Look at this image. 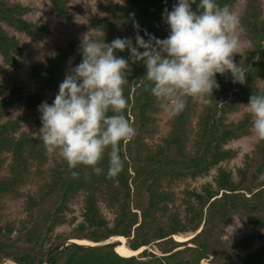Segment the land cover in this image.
<instances>
[{
  "label": "trees",
  "instance_id": "16d2710c",
  "mask_svg": "<svg viewBox=\"0 0 264 264\" xmlns=\"http://www.w3.org/2000/svg\"><path fill=\"white\" fill-rule=\"evenodd\" d=\"M129 6L105 2L110 17L118 19L133 31V43L138 33L164 39L169 27L160 15L177 0H124ZM237 0H217L223 7L233 8ZM50 7L66 17L70 0H48ZM197 3L192 9L197 10ZM26 8L18 3L0 0V22L32 35L34 30H48V25L32 22L24 17ZM240 26L246 37L241 53L234 61L243 70L241 82H234L230 74H217L218 89L213 90L210 103L203 104L189 98L185 109L171 116L170 128L159 143L150 146L146 139L156 131L154 114L161 104L151 94L152 82L146 78V67L129 60L124 96L128 101L127 119L136 129L129 142L121 144L123 171L114 178H106L107 152L100 162L104 172L96 175L88 166L70 170L58 155L48 171V178L38 191L28 194L24 202L25 215L17 223L0 224V262L15 264H201L200 261L216 254V237L232 215L246 224L264 228V140L258 139L250 154L233 171L222 166L233 157L226 145L248 135L252 128L251 116L244 113L237 120L229 115L249 102L253 94L264 93L258 81L264 79V12L259 0H246L241 12ZM94 32L91 39L111 43L125 37L108 17L96 16L89 20ZM143 51V49H140ZM17 38L0 26V56L4 64L17 65L20 54ZM74 43L57 47L44 62L32 66L36 93L30 95L27 106L34 110L33 121L39 138L24 132L17 134L19 120L6 118L9 108L22 101L21 90L14 87L1 96L0 88V172L6 163V173L0 175V201L19 197L20 187L31 174L34 162L46 160L41 139L40 112L42 102L49 104L59 90L65 75L82 60L80 52L71 65ZM117 56L129 59L127 49L117 50ZM113 113L109 112V115ZM196 116L195 127L192 118ZM216 168L212 181L199 187L184 188L176 196L170 189L173 182L197 179ZM78 175L73 177L71 172ZM81 193L80 219L73 214L72 204ZM110 210L108 216L102 209ZM231 220V219H230ZM67 229L58 230L61 226ZM194 234L185 242L172 239L175 234ZM112 237H124L131 250L155 244L160 253L143 249L139 254L124 256L115 250ZM71 239V242L68 240ZM72 239H87L98 244H79ZM253 233L234 236L231 243L245 249L254 242ZM182 246V247H181ZM263 249L249 254L243 264H258Z\"/></svg>",
  "mask_w": 264,
  "mask_h": 264
},
{
  "label": "clouds",
  "instance_id": "9594fccd",
  "mask_svg": "<svg viewBox=\"0 0 264 264\" xmlns=\"http://www.w3.org/2000/svg\"><path fill=\"white\" fill-rule=\"evenodd\" d=\"M194 3L197 0H177L171 11L165 9L169 34L164 39L145 33V40L137 33L135 43L131 37L111 43L86 37L81 41V62L65 75L52 103L38 106L48 153H58L70 170L84 165L100 175L107 152L106 178L123 171L121 144L136 135L125 114L128 101L123 94L129 60L146 67L150 92L170 116L179 115L189 98L210 103L213 90L219 88L217 74H230L234 82H241L243 70L234 61L245 46L238 15L217 0H199L196 11ZM125 49L129 59L115 54ZM246 107L255 135L264 140V93L251 95Z\"/></svg>",
  "mask_w": 264,
  "mask_h": 264
},
{
  "label": "rangeland",
  "instance_id": "374dc122",
  "mask_svg": "<svg viewBox=\"0 0 264 264\" xmlns=\"http://www.w3.org/2000/svg\"><path fill=\"white\" fill-rule=\"evenodd\" d=\"M9 3H18L26 8L24 17L32 22H38L44 25H48V30H34L32 35H27L23 32L17 31L3 22H0V26L6 30L9 35H13L17 38L20 46V54L17 56V65L15 67L7 66L3 63L0 56V88L1 96L7 95L14 87H19L21 90L22 101L14 104L9 108V112L6 118L14 119L17 116L19 120V129L17 134L24 132L30 138H39L35 124L33 121L34 110L29 108L26 102L29 101L30 95L36 93L35 89V77L32 74V66L37 62H44L49 56L53 55L59 46H66L69 42L74 43V54L69 58L68 65H71L75 60L77 54L80 52L81 41L86 37L91 39V34L94 32L93 28L89 24V20L96 16H103L110 18L125 37L133 38L134 32L122 24L118 19L110 17L104 9L105 2H113L129 6L124 0H70L69 11L66 17H61L54 10L51 9L48 0H6ZM262 11L264 12V0H259ZM246 0H237L232 10L235 14L240 16L245 7ZM170 8L168 11H171ZM165 12V11H164ZM163 14L160 15L161 21L164 23ZM240 38L244 45L246 43V37L243 32V28L240 26ZM244 47L241 48L242 51ZM259 87H264V79L258 81ZM248 103H242L240 108L229 115V120H237L244 113H249L246 105ZM38 109V107H36ZM156 131L153 136L146 139V142L153 146L159 143L161 139L167 134L170 128L171 116L168 115L161 107L158 112L154 114ZM196 116L192 118V126L195 127ZM258 137L255 135L253 129L248 135L229 142L226 147L233 151V157L224 161L222 166L232 170L233 178H236V167L242 164V159L245 154H250L257 142ZM58 153H46V160L42 164L34 162L31 167V174L28 181L20 187L19 191L21 195L19 197H6L0 201V224L12 221L17 223L22 220L25 215L24 202L28 194H34L38 191L40 185L46 178H48V171ZM9 159L7 157L6 163L3 165V169L0 175L6 173V164ZM216 173V168L211 169L210 172L198 177L197 179H184L181 181L173 182L170 185V189L174 191L176 196L180 195V191L186 187L194 188L199 187L206 181H212ZM264 177V172L262 174ZM82 197L79 193L73 201L72 209L73 214L77 219L81 217L82 211ZM103 211L110 215V210L105 205H101ZM231 219V220H230ZM224 225H222V233L216 237V254L210 255L208 258H204L200 261L201 264H243L244 259L249 254L256 252L259 248L263 249L260 256V263L264 264V228L258 225L246 224L244 219H241L237 215H232ZM66 226H61L58 230L67 229ZM253 233L256 239L247 248L241 249L235 247L234 243H231V238L234 236H241L243 234ZM177 235L179 238H177ZM194 234H175L172 239L177 242H185L191 238ZM124 238V237H123ZM181 238V239H180ZM71 239L68 240V242ZM113 241V240H112ZM115 241V240H114ZM91 242V241H90ZM118 242V241H116ZM126 244V240L124 239ZM120 243V242H118ZM94 244H96L94 242ZM182 247V246H181ZM147 249V251L160 253L159 248L155 244L150 246L141 247ZM142 249V250H143ZM141 250V251H142ZM140 251V252H141ZM139 252V253H140ZM137 255V254H134ZM8 264H15L11 261H6ZM4 262H0L2 264Z\"/></svg>",
  "mask_w": 264,
  "mask_h": 264
},
{
  "label": "bare ground",
  "instance_id": "6f19581e",
  "mask_svg": "<svg viewBox=\"0 0 264 264\" xmlns=\"http://www.w3.org/2000/svg\"><path fill=\"white\" fill-rule=\"evenodd\" d=\"M177 238H179L178 235H177ZM124 239L125 238H123V237H112L113 241L115 240V241L120 242L115 247V250L117 251L118 254H121V255H124V256H128V255L131 256L132 254H139V252L143 249V248H139L138 250H131L125 244ZM72 242H76V243H79V244H87V245H91V244L93 245L94 244V242H90L87 239H72ZM4 263L8 264L7 262H4Z\"/></svg>",
  "mask_w": 264,
  "mask_h": 264
},
{
  "label": "water",
  "instance_id": "95a60500",
  "mask_svg": "<svg viewBox=\"0 0 264 264\" xmlns=\"http://www.w3.org/2000/svg\"><path fill=\"white\" fill-rule=\"evenodd\" d=\"M69 242H71V241H69ZM98 244V243H97ZM2 264H5V263H2Z\"/></svg>",
  "mask_w": 264,
  "mask_h": 264
}]
</instances>
